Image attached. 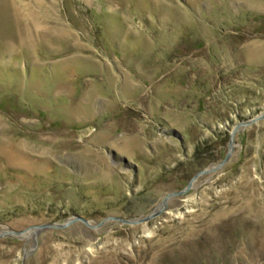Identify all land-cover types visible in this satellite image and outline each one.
<instances>
[{
  "label": "rangeland",
  "instance_id": "374dc122",
  "mask_svg": "<svg viewBox=\"0 0 264 264\" xmlns=\"http://www.w3.org/2000/svg\"><path fill=\"white\" fill-rule=\"evenodd\" d=\"M0 264H264V0H0Z\"/></svg>",
  "mask_w": 264,
  "mask_h": 264
},
{
  "label": "water",
  "instance_id": "95a60500",
  "mask_svg": "<svg viewBox=\"0 0 264 264\" xmlns=\"http://www.w3.org/2000/svg\"><path fill=\"white\" fill-rule=\"evenodd\" d=\"M249 122H245L244 124H248ZM237 128V126L235 127V129ZM235 129H234V132H235ZM231 142L232 140H230V145H231ZM229 156V153H227L226 157L224 158V160H222V162L220 164H223L226 159L228 158ZM206 171H200L198 172L197 174H195L187 183V185L185 186V188L183 190H180L178 192H175V193H171V194H168L167 196L164 197V199L162 200V203L161 205L159 206V208L157 210H155L154 212H151L150 214H148L147 216L143 217L142 219H139V220H133V221H130V220H125V219H122V218H117V217H107L105 219H103L102 221L98 222L97 224L95 225H91L89 223V221L81 216H74L71 220H68L66 222H63V223H59V224H53V223H45V224H42V225H34L32 226L31 228H28V229H34V228H64L66 226H68L69 224L75 222V221H81L83 222L86 226H89L91 228H97V227H100L102 226L106 221L108 220H119L121 222H125V223H129V224H136V223H139V222H144V221H147L151 218H154L156 217L157 215H159L161 213V211L165 208L166 206V203H167V199L173 195H180V194H184L187 190H189L192 185H193V182L194 180L199 176L201 175L202 173H204ZM27 229H24L22 231H12V230H9V231H5L3 232V234H15V235H20L24 232H26Z\"/></svg>",
  "mask_w": 264,
  "mask_h": 264
},
{
  "label": "bare ground",
  "instance_id": "6f19581e",
  "mask_svg": "<svg viewBox=\"0 0 264 264\" xmlns=\"http://www.w3.org/2000/svg\"><path fill=\"white\" fill-rule=\"evenodd\" d=\"M30 235H31L30 233H26V234H25L26 237H28V236H30Z\"/></svg>",
  "mask_w": 264,
  "mask_h": 264
}]
</instances>
